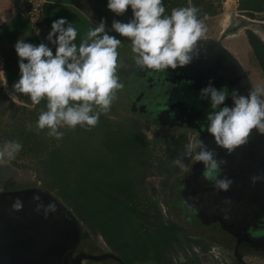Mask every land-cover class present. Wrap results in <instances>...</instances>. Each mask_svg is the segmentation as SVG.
I'll return each instance as SVG.
<instances>
[{
    "label": "rangeland",
    "instance_id": "obj_1",
    "mask_svg": "<svg viewBox=\"0 0 264 264\" xmlns=\"http://www.w3.org/2000/svg\"><path fill=\"white\" fill-rule=\"evenodd\" d=\"M225 2L226 0L213 2L215 13L205 19L207 31L204 38H218L227 24L231 26L235 23L233 16L247 17L245 11L238 10V0H233L228 11L229 20L227 18V24L222 26L227 13ZM127 12L130 11L119 16L112 14L107 25H111L113 20L127 22L132 17V12ZM249 20L262 25L249 26L238 34L225 38L222 43L237 57L253 87H264L263 73L246 35V32L251 31L264 44L261 38H264V12L254 13ZM107 27L112 29L111 26ZM11 51L16 54L14 47ZM3 64L1 60L0 65ZM166 72L169 73V77H165V80L169 78L168 82L173 81V74H178L175 76L178 83L175 86L172 83L163 85L160 92L167 94L157 98L159 102L151 101L149 108L155 112L156 117L159 115L161 119L164 117L172 120L171 123L181 119V123L193 124L200 134L206 128L204 115L209 104L206 100L198 99V96H186L188 92L181 84L186 83L192 91L203 86L194 87V82L177 69H168ZM4 84L5 80L0 77V142L18 140L23 147L10 164L0 165V192L37 187L53 193L67 204L90 233L91 239L81 243L78 248L87 254H98L102 247L113 249L131 264L133 261L149 260L152 255H156L152 253L158 247L160 250L172 247L176 248L177 253L174 260L187 262L190 249L184 250L183 235L186 233L180 228L184 223L179 213L173 209V203L176 207L182 206L171 197L170 186L171 179L178 177L182 171L172 161L184 152L190 138L188 141L182 136L176 139L154 135V139L158 140L154 141L152 133L132 121L102 114L98 124L90 130L79 126L65 127L61 129L64 131L63 138L57 140L46 135L47 129L39 132L33 130L44 101L38 105L40 108L17 103L11 99ZM156 89L148 92L149 98L156 96ZM22 95L28 98L25 94ZM160 105L167 110L158 109ZM113 106L111 109L114 111ZM199 114H203V117ZM28 122L33 124V129L26 127ZM135 134L143 137L142 146L146 145L147 149L152 148L153 151L147 153L145 147H136L135 155L130 156V148L123 147L122 141L132 140ZM53 149L54 155L50 158L48 154ZM140 155L152 161L150 166L140 164L137 159ZM150 155L152 157L149 159ZM190 161V158L185 159L187 165ZM157 165L160 166L153 170ZM158 213L160 217L154 218ZM171 223L177 226L173 229L166 228ZM195 255L191 254L189 264L196 262ZM245 260L246 264H264V257L248 256ZM161 261L163 264H170L166 256L162 255Z\"/></svg>",
    "mask_w": 264,
    "mask_h": 264
},
{
    "label": "clouds",
    "instance_id": "obj_2",
    "mask_svg": "<svg viewBox=\"0 0 264 264\" xmlns=\"http://www.w3.org/2000/svg\"><path fill=\"white\" fill-rule=\"evenodd\" d=\"M107 8L117 16L129 7L132 17L127 22L113 20L112 30L128 38L133 61L141 69L168 70L183 68L199 59L207 27L206 14L201 18L199 9L188 0V6L175 7L165 14L163 0H107ZM38 31V30H37ZM46 39L53 49L41 42L38 45L19 38L14 50L19 57V78L13 90L25 94L33 105L41 104L38 117L26 127L37 132L47 129L46 135L62 139L61 129L77 126L90 130L100 116L107 115L118 91L124 84L118 76V48L121 39L106 31L104 19L89 27L77 43V29L66 18L60 17L51 23ZM0 77L5 73L0 68ZM198 99L209 104L204 121L206 131L215 144L228 153L248 142L253 130L264 134V87H251L247 94L239 88L221 85L217 88L213 79L199 89ZM230 99L231 104L226 103ZM18 140L0 142V165L10 164L21 151ZM203 164L202 177L218 190L227 191L232 178L223 175L226 161L217 158L214 149L202 139L195 138L185 145V150L173 159L172 164L187 171L185 159ZM253 183L264 180V174L251 177ZM35 210L47 217L55 212V202L44 204L39 194L32 197ZM12 209L19 211L23 202L17 197Z\"/></svg>",
    "mask_w": 264,
    "mask_h": 264
},
{
    "label": "water",
    "instance_id": "obj_3",
    "mask_svg": "<svg viewBox=\"0 0 264 264\" xmlns=\"http://www.w3.org/2000/svg\"><path fill=\"white\" fill-rule=\"evenodd\" d=\"M233 18L235 23L231 26L227 24L218 38H204L203 42H198L205 49L199 59L193 60L183 68H177V71L194 82V87L205 86L209 78L213 79L216 87L226 84L230 89L239 88L242 94H247V90L253 87L237 57L223 46L222 42L249 26L259 27L262 23L253 22L243 15ZM226 103L230 105L231 100H226ZM208 110L205 109V113ZM199 116L203 117V114ZM200 139L215 150L217 158L226 161L222 174L233 180L227 191L213 187L214 195H227L236 202L244 201L247 207L253 206L257 209L255 217H262L264 222V180L253 183L251 179L257 174H264V134L253 130L248 142L238 146L231 153L218 147L206 128L200 133ZM202 169L203 164L200 162L193 165V173L205 180L201 175ZM242 191L246 194L240 197ZM34 194H39L44 204L55 202L57 210L49 213L47 217L42 211L37 212L36 202L32 199ZM17 197L23 202L19 211L11 207ZM263 225L260 226L261 234L249 237L256 245H264ZM82 236H88L85 225L67 204L53 193L37 187L0 192V264H80L82 260L102 259L82 253L69 261V256Z\"/></svg>",
    "mask_w": 264,
    "mask_h": 264
},
{
    "label": "flooded vegetation",
    "instance_id": "obj_4",
    "mask_svg": "<svg viewBox=\"0 0 264 264\" xmlns=\"http://www.w3.org/2000/svg\"><path fill=\"white\" fill-rule=\"evenodd\" d=\"M121 41V48H118V76L124 87L118 91L117 99L113 102L115 105H112L114 111L111 109L108 113L109 116L132 121L152 133V139H154V135L170 136L176 139L179 138L178 136H182L188 141L189 138L191 141L199 138L200 134L193 124L181 123V119L171 123L172 120H167L164 117L161 119L159 115L156 117L155 112L149 108L151 101L159 102L157 98L167 94V92H160L163 85L172 83L175 86L178 83L175 77L178 74H173V81L168 82L169 73L166 70L141 69L134 64L135 54L131 51L130 41ZM166 76H168L167 80H165ZM181 85L188 92L186 96L193 98L199 95V90L192 91L193 89L186 83ZM151 89L157 90L156 96L152 99L148 94ZM158 109L167 110L162 105L158 106ZM194 164L191 160L188 163V170H182L178 177L171 179L172 185L170 186L171 197L178 200L182 206L180 209L173 203V209L179 213L181 221L184 223L179 227L183 233H186L183 238L187 243L184 242L183 247L184 250L190 249L187 253L189 258L191 254H196L194 264H246L245 259L248 256L264 257V245H256L249 240V237H257L262 232L260 226L264 222L262 217H255L257 209L253 206L247 207L248 205L244 201L236 202L234 199H229L227 195H214L212 183L200 179V175L193 173ZM243 194H246L245 191H242L240 197L245 196ZM159 215V213L156 214L154 218H159ZM85 230L88 232L86 227ZM90 239L89 233L87 237H81L76 249L69 256V261L82 253L91 255L78 249L81 243ZM212 245L216 247H212ZM168 248L160 250L158 247V250L152 253L156 255H152L149 260L133 261L131 264H163L162 255L169 259L170 264L190 263L189 258L187 262L182 263L174 260V256L177 255L176 248ZM100 249V253L92 256L102 259L98 261L82 260L80 264H128L113 249L108 250L103 247Z\"/></svg>",
    "mask_w": 264,
    "mask_h": 264
},
{
    "label": "crops",
    "instance_id": "obj_5",
    "mask_svg": "<svg viewBox=\"0 0 264 264\" xmlns=\"http://www.w3.org/2000/svg\"><path fill=\"white\" fill-rule=\"evenodd\" d=\"M106 5L107 0H48V3L43 7L42 23L39 25L38 31H35L30 22L18 14L19 0H0V61L3 60L4 63L3 66L0 65V68L5 73L4 88L11 99L20 104L40 108L38 105H33L29 98L14 92L12 86L19 78V67L16 64L19 57L11 50L16 41L23 38L26 42L34 45L43 42L51 47L55 54V46L46 37L51 30L52 21L57 18L64 17L68 22L73 23L77 29V43L89 27L97 25L101 18L104 19L106 31L110 35L129 41L128 38L121 37L114 30L108 29L107 26L111 25H107V21H110V17L112 18L114 13ZM126 11L132 12L130 7Z\"/></svg>",
    "mask_w": 264,
    "mask_h": 264
},
{
    "label": "trees",
    "instance_id": "obj_6",
    "mask_svg": "<svg viewBox=\"0 0 264 264\" xmlns=\"http://www.w3.org/2000/svg\"><path fill=\"white\" fill-rule=\"evenodd\" d=\"M214 1L215 0H213V2ZM163 2H164V6H165V14H170L171 10L175 7L188 6V0H163ZM191 2L194 6H196L200 10L198 15L201 18H203L205 16V14H206V18L208 16L214 15L215 8L213 6V2H210L208 0H191ZM238 10L239 11H245L247 17L250 18L256 12H264V0H238ZM246 35H247V39L249 41V44H250V46L254 52V55L256 57L257 64H258L259 68L261 69L263 76H264V44L251 31L246 32ZM252 60H253V58H252ZM251 68L252 67H250V69ZM251 72L254 73V70L251 69ZM134 136L135 137L132 140L125 139L124 141H122L123 147H126L128 149L130 148L129 149V155L130 156L135 155L136 147H138V149H139L142 146L141 142L143 141V137L138 135V134H135ZM154 141H158V140L154 139ZM142 147L146 148L147 153L150 151H153L152 148L147 149L146 145L142 146ZM53 151H54V149L51 152H49L48 157L51 158V156L54 155L52 153ZM145 157L146 156L140 155V156H137V159L139 160L141 165L146 166V167H147V165L150 166L152 161L148 160V158L146 159ZM151 157L152 156L150 155L149 159ZM159 166L160 165H157L156 167H153L152 169L155 170ZM166 172L168 173L167 170H166ZM143 176L144 175L142 174L141 177H143ZM168 178H169V176H168ZM98 190L100 191V189H98ZM102 194L104 196H107L105 193H102ZM108 199H110V198L108 197ZM134 201H135V199L132 202V206L135 203ZM146 209H148V208H146ZM140 214H143L142 211H140ZM167 225L168 226L166 228H172V229L177 226V225H174L173 223L167 224ZM182 232H183V230H182Z\"/></svg>",
    "mask_w": 264,
    "mask_h": 264
},
{
    "label": "built area",
    "instance_id": "obj_7",
    "mask_svg": "<svg viewBox=\"0 0 264 264\" xmlns=\"http://www.w3.org/2000/svg\"><path fill=\"white\" fill-rule=\"evenodd\" d=\"M48 0H19L18 14L28 20L33 30H37L43 20V7Z\"/></svg>",
    "mask_w": 264,
    "mask_h": 264
},
{
    "label": "bare ground",
    "instance_id": "obj_8",
    "mask_svg": "<svg viewBox=\"0 0 264 264\" xmlns=\"http://www.w3.org/2000/svg\"><path fill=\"white\" fill-rule=\"evenodd\" d=\"M233 3V0H226V2H225V7H226V9H227V13H226V15H224L225 16V22H224V24L222 25V26H225L226 24H227V18H228V20H229V17H230V15H229V13H228V11L231 9V4ZM233 5V4H232ZM261 38L263 39V37L261 36ZM264 40V39H263ZM252 75V74H251ZM251 75H249V76H251ZM257 86V85H256Z\"/></svg>",
    "mask_w": 264,
    "mask_h": 264
}]
</instances>
